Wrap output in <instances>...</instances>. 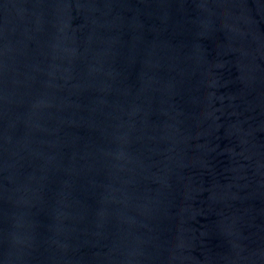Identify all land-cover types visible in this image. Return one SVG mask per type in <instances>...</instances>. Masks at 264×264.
Masks as SVG:
<instances>
[{
	"label": "water",
	"instance_id": "water-1",
	"mask_svg": "<svg viewBox=\"0 0 264 264\" xmlns=\"http://www.w3.org/2000/svg\"><path fill=\"white\" fill-rule=\"evenodd\" d=\"M0 264H264V0H0Z\"/></svg>",
	"mask_w": 264,
	"mask_h": 264
}]
</instances>
